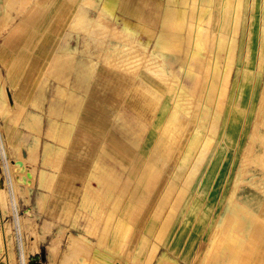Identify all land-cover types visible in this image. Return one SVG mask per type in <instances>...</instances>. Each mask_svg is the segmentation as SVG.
<instances>
[{
    "label": "rangeland",
    "instance_id": "1",
    "mask_svg": "<svg viewBox=\"0 0 264 264\" xmlns=\"http://www.w3.org/2000/svg\"><path fill=\"white\" fill-rule=\"evenodd\" d=\"M34 1H26L24 9ZM159 2L165 20L158 40L147 45L150 52L142 54L126 37V44L114 54L124 66L127 58H133L137 65L133 70L153 71L151 75L156 73L164 83L163 92L174 88L182 101L187 100L188 113L172 103L176 123L159 129L164 138L161 159L177 188L174 207L165 216L170 227L106 229L104 244L95 250L86 239L85 251L104 255L110 248L108 264H264V0H239L236 15L230 7L225 10L222 0ZM14 3L0 0V30L13 16L7 4ZM84 3L85 14L102 13L95 27L106 42L111 2ZM81 22L89 26L88 20ZM6 36L0 38V264H45V237L50 231L42 214L46 201L37 193L50 180L45 173L44 126L46 105L51 102L44 99V85L38 86L34 100L13 97L1 62ZM229 51L235 52L232 59ZM185 120L187 129L179 126ZM179 158L188 160L187 169L196 167L194 175L183 177L173 171L177 164L183 165ZM65 237L71 242L82 239L76 230ZM137 237L145 238L140 247ZM126 253L128 260H119ZM78 264L92 262L82 259Z\"/></svg>",
    "mask_w": 264,
    "mask_h": 264
},
{
    "label": "crops",
    "instance_id": "2",
    "mask_svg": "<svg viewBox=\"0 0 264 264\" xmlns=\"http://www.w3.org/2000/svg\"><path fill=\"white\" fill-rule=\"evenodd\" d=\"M15 1L12 7L7 4L13 16L0 30V38L7 35L1 52L6 83L20 101L36 99L38 86L44 85V99L51 102L44 126L50 180L37 193L46 201L42 214L50 231L45 264H78L82 259L108 264L110 248L104 255L86 252V239L96 250L104 244L106 229L170 227L165 216L174 207L177 188L161 159L164 138L159 129L174 125L178 115L158 77L131 71L136 61L127 58L120 65L114 54L126 37L142 54L150 52L147 45L161 35L164 8L159 0H107L113 13L107 20L109 39L103 42L95 27L102 13H79L85 0H35L25 9L28 0ZM188 125L185 120L179 126ZM187 159L179 158L183 165L173 171L194 175L196 167L187 169ZM74 230L82 239L71 242L65 235ZM141 238L135 239L138 247ZM119 260L127 261L128 253Z\"/></svg>",
    "mask_w": 264,
    "mask_h": 264
},
{
    "label": "bare ground",
    "instance_id": "3",
    "mask_svg": "<svg viewBox=\"0 0 264 264\" xmlns=\"http://www.w3.org/2000/svg\"><path fill=\"white\" fill-rule=\"evenodd\" d=\"M87 2V1H86ZM85 2V3H86ZM222 4H223V6L225 7V10H227V7H230V8H232L234 11L232 12L234 15H236L237 14V5L239 4V0H222ZM87 5V4H86ZM89 6V5H88ZM232 9H231V11H232ZM80 14H83V13H85V11H83V10H81L80 12H79ZM227 13H228V11H227ZM223 16H225V13H224V15ZM222 16V17H223ZM221 17V18H222ZM236 23V22H235ZM234 24V23H233ZM86 27V26H85ZM234 29H235V27H234ZM81 30V29H80ZM96 31V30H95ZM234 31H237V29H235ZM238 32V31H237ZM235 33V32H234ZM97 34V33H96ZM114 34V33H113ZM117 34V33H116ZM118 40H119V37H118ZM109 46V45H108ZM235 52H231V51H229V55H230V57H231V59H232V56L231 55H233ZM131 54V53H130ZM249 56H250V52L249 51H247V53H246V58H248L249 59ZM130 57V56H129ZM137 57V56H136ZM149 63V62H148ZM152 64V63H151ZM149 65V64H148ZM145 66V65H144ZM150 66V65H149ZM148 66V67H149ZM126 69V68H125ZM152 69V68H151ZM212 69V68H211ZM201 70V69H200ZM131 71H134V70H131ZM155 71V70H154ZM153 71H151V73H152ZM200 72V71H199ZM155 73V72H154ZM210 73V72H209ZM153 74V73H152ZM200 74V73H199ZM132 75V74H131ZM155 75H157L156 73H155ZM154 75V76H155ZM207 75V74H206ZM218 75H219V77L221 78V73H220V71L218 72ZM135 77V76H134ZM208 78H209V76H207ZM156 78V77H155ZM196 78V82H198V80L200 79L199 78V76H196L195 77ZM161 79V78H160ZM193 80V81H194ZM208 81V80H207ZM176 82V81H175ZM198 85V84H197ZM168 86V85H167ZM174 88H169V90H170V93H169V91H164V93H165V95L167 96V99H168V101L172 104H175L178 108H180V110L184 113V111L186 112V114L188 113L187 111H188V108L189 107H187V102H185V101H187V100H185V101H182L181 99H180V97L178 96V95H176L177 93H175V91H176V89H175V91L173 90ZM214 91V90H213ZM177 92V91H176ZM217 92V91H216ZM262 93H264V92H262ZM209 95H211V97H212V99L214 98V95L216 96V93H213V94H209ZM184 96V95H183ZM205 97V96H204ZM210 97V96H209ZM210 97V98H211ZM210 98H208V101H210L211 102V99ZM261 98V97H260ZM185 99V98H184ZM183 99V100H184ZM215 101V100H214ZM263 101V100H262ZM222 102V101H221ZM224 102V101H223ZM214 103H216V102H214ZM262 103V105H263V102H261ZM261 103L259 104V105H261ZM189 104V103H188ZM211 104V103H210ZM213 104V103H212ZM222 104V103H221ZM192 105H194V104H192ZM213 105H215V104H213ZM220 107V106H219ZM206 110V109H205ZM260 110V109H259ZM262 110V109H261ZM194 111V110H193ZM264 111V110H263ZM262 111V112H263ZM195 112V111H194ZM206 112L204 111V114H205ZM261 113H260V111H259V115H260ZM208 115V114H207ZM220 115V114H219ZM263 115V114H262ZM188 116V115H187ZM205 116V115H204ZM258 116V115H257ZM264 116V115H263ZM260 118V117H259ZM258 118V119H259ZM210 120V119H209ZM179 122H184V121H182V120H180ZM208 123H209V121H208ZM209 126V125H208ZM206 135V134H205ZM204 136V135H203ZM198 138V137H197ZM196 142H198V141H196ZM189 143V142H188ZM188 143H187V146H188ZM195 144V143H194ZM190 145V144H189ZM191 146V145H190ZM193 148V147H192ZM194 149H195V147H194ZM186 150V149H185ZM191 150V149H190ZM193 152V151H192ZM189 154V153H188ZM198 155H200L201 156V154H199L198 153ZM194 156V155H193ZM192 158H194V160H198L199 159V162H200V160H202V159H200L199 158V156H194V157H192ZM257 158V157H256ZM257 160V159H256ZM262 161H263V159H262ZM264 162V161H263ZM260 163V162H259ZM262 163V162H261ZM264 165H262V167H263ZM183 167V166H182ZM259 167V166H258ZM181 169V168H180ZM242 170V169H241ZM244 171V170H243ZM243 173V172H242ZM212 186V185H211ZM237 190V189H236ZM231 198V197H230ZM230 204V203H229ZM232 204V203H231ZM190 205V204H189ZM232 207H234V205L232 206ZM227 208H228V206H227ZM233 209H235V208H233ZM229 212V211H228ZM235 212V211H234ZM183 218V217H182ZM253 221V220H252ZM261 224V223H260ZM264 226V225H263ZM262 228V227H261ZM216 229H219V228H215V230ZM242 229V228H241ZM220 230H221V226H220ZM4 231V230H3ZM239 231V230H238ZM214 232V231H213ZM216 232V231H215ZM218 232V231H217ZM220 233V232H219ZM235 233V232H234ZM256 233V232H255ZM213 238V237H212ZM5 239H6V231H4L3 232V246L7 249V247H6V243H5ZM223 239V238H222ZM215 242V241H214ZM248 242V241H247ZM246 243V242H245ZM1 244V243H0ZM215 244V243H214ZM213 244V245H214ZM233 244V243H232ZM9 245V244H8ZM242 245V244H241ZM212 246V245H211ZM245 246V245H244ZM249 247H250V245H248ZM3 247V248H4ZM213 247V246H212ZM210 248V247H209ZM245 248V247H244ZM5 250V249H4ZM211 251V250H210ZM208 252H209V250H208ZM226 252V251H225ZM6 253V255H8V252L6 251L5 252ZM233 253V252H232ZM210 254V253H209ZM247 255V254H246ZM251 255V254H250ZM249 255V256H250ZM13 256V255H12ZM236 257V256H235ZM238 257H240V256H238ZM6 259L8 260V258H7V256H6ZM241 260V259H240ZM242 261V260H241ZM240 264V263H239ZM241 264H242V262H241ZM245 264V263H244Z\"/></svg>",
    "mask_w": 264,
    "mask_h": 264
}]
</instances>
